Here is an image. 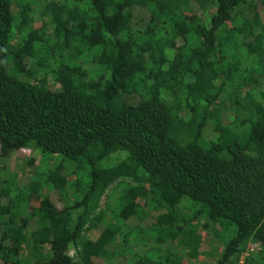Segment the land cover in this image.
I'll list each match as a JSON object with an SVG mask.
<instances>
[{"label":"trees","instance_id":"obj_1","mask_svg":"<svg viewBox=\"0 0 264 264\" xmlns=\"http://www.w3.org/2000/svg\"><path fill=\"white\" fill-rule=\"evenodd\" d=\"M24 152L0 264H264V0H0Z\"/></svg>","mask_w":264,"mask_h":264},{"label":"rangeland","instance_id":"obj_2","mask_svg":"<svg viewBox=\"0 0 264 264\" xmlns=\"http://www.w3.org/2000/svg\"><path fill=\"white\" fill-rule=\"evenodd\" d=\"M39 160L40 156L35 153L24 152L21 154H15L10 159L8 158L4 161L0 159V170H2V173L5 174V169H11L13 174L12 179L17 178L22 174L32 176L34 174L35 169L39 165ZM121 185L122 183H116L114 185L115 187L114 189H112V194L114 195V198H116V196L121 193ZM242 261L243 259L240 258V263Z\"/></svg>","mask_w":264,"mask_h":264},{"label":"built area","instance_id":"obj_3","mask_svg":"<svg viewBox=\"0 0 264 264\" xmlns=\"http://www.w3.org/2000/svg\"><path fill=\"white\" fill-rule=\"evenodd\" d=\"M244 257H245V256L242 257L243 261L241 262V264H245V263H244Z\"/></svg>","mask_w":264,"mask_h":264}]
</instances>
